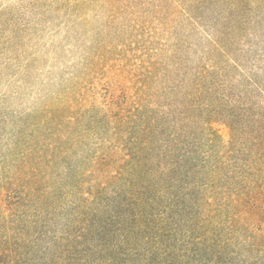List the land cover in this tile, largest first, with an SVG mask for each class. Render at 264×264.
<instances>
[{
    "label": "trees",
    "instance_id": "1",
    "mask_svg": "<svg viewBox=\"0 0 264 264\" xmlns=\"http://www.w3.org/2000/svg\"><path fill=\"white\" fill-rule=\"evenodd\" d=\"M50 24L86 75L0 101V264H264V0H0V74Z\"/></svg>",
    "mask_w": 264,
    "mask_h": 264
},
{
    "label": "rangeland",
    "instance_id": "2",
    "mask_svg": "<svg viewBox=\"0 0 264 264\" xmlns=\"http://www.w3.org/2000/svg\"><path fill=\"white\" fill-rule=\"evenodd\" d=\"M10 51L11 57L4 59L6 64L0 74V101L6 94L14 93L5 101L14 112L31 111L50 95L72 83H81L86 75L85 47L58 26L50 24L27 42L14 44ZM111 57L87 75V87L96 97L129 91L128 73H124L118 56ZM221 132L228 137L225 126H221Z\"/></svg>",
    "mask_w": 264,
    "mask_h": 264
}]
</instances>
